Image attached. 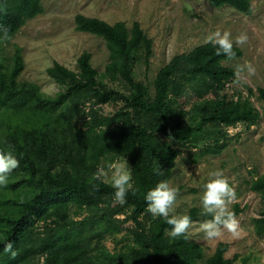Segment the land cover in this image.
<instances>
[{"label":"trees","instance_id":"trees-1","mask_svg":"<svg viewBox=\"0 0 264 264\" xmlns=\"http://www.w3.org/2000/svg\"><path fill=\"white\" fill-rule=\"evenodd\" d=\"M207 1L252 13V0ZM42 12L41 0H0V48ZM74 20L76 31L105 42L103 73L92 67L88 52L78 58L76 71L54 62L46 73L59 90L49 96L35 83L18 81L24 68L20 47L0 59V141L13 145L20 159L0 188V264H233L226 243L205 259L188 234L172 237L171 226L147 211L144 196L159 182L170 183L176 147L203 144L202 155L216 156L227 145L228 128L259 122L251 88L245 86L246 96L227 93L237 72L224 63L241 58L242 51L233 44L236 57L228 59L208 42L175 55L158 70L151 93L134 79L135 64L148 68L153 55L139 23L128 28L83 15ZM257 93L264 103V85ZM105 106L114 108L111 114L102 112ZM120 158L129 161L139 189L129 190L123 205L110 184L95 179L99 167L108 170ZM249 188L263 205L253 226L264 237V174L252 177ZM241 212L233 206L235 215ZM185 214L194 221L199 210ZM8 241L14 258L3 251Z\"/></svg>","mask_w":264,"mask_h":264},{"label":"rangeland","instance_id":"rangeland-1","mask_svg":"<svg viewBox=\"0 0 264 264\" xmlns=\"http://www.w3.org/2000/svg\"><path fill=\"white\" fill-rule=\"evenodd\" d=\"M41 5L43 12L21 27L11 45L0 48V59L10 58L14 45L20 47L24 68L18 81L35 83L49 96L59 90L46 73L54 62L76 71L78 58L88 52L92 67L99 74L108 63L105 42L76 31V15L96 18L109 25L123 22L128 28L134 22L140 24L152 40L153 55L148 68L140 61L135 64L134 79L146 84L151 93L158 70L172 57L208 43V37L216 31L231 33L233 44L242 51V56L224 63L237 72V83L229 84L227 93L230 97L233 93L246 96L245 86L251 88L254 96L250 100L260 120L251 127L238 124L228 128L227 145L216 156L202 155L203 144L197 149L176 147L179 157L170 185L177 189V200L170 215H184L193 207L199 210L187 234L191 241L202 246L205 259L213 254L218 243H226L229 246L226 258L234 260L233 264H264V237L256 236L253 226L263 205L258 194L249 188L252 177L264 174V103L257 98V88L264 85V0L251 1L249 16L229 6L214 8L207 0H41ZM241 34H246L247 40L238 44L235 40ZM113 110L111 106L102 108L104 114ZM125 159L120 158L114 164ZM216 169L223 170L236 192L237 198L228 205V210L233 212V206L238 205L242 212L235 215L236 235L221 228L219 237L207 239L202 228L207 221L201 204L202 186L209 171ZM106 171L109 179L102 180L110 184L112 170ZM106 246L113 248L111 241Z\"/></svg>","mask_w":264,"mask_h":264},{"label":"clouds","instance_id":"clouds-1","mask_svg":"<svg viewBox=\"0 0 264 264\" xmlns=\"http://www.w3.org/2000/svg\"><path fill=\"white\" fill-rule=\"evenodd\" d=\"M7 33L5 32V38ZM247 40L246 34H241L235 40L242 44ZM208 41L216 48V55H224L228 59H234L236 53L233 50V40L230 32L216 31L208 37ZM253 69L249 67V72ZM4 144L0 147V188L6 187L10 174L20 166V159L17 158L15 147L11 144ZM22 158V157H21ZM107 168L112 170L110 176V185L114 189V199L121 205L125 204L129 190L135 194L139 189L134 187L131 167L126 159L119 164H107ZM108 180L109 175L105 167H99L95 173V179ZM201 204L206 214H211L212 219L202 224L207 239L217 238L221 235V228H225L237 234L238 222L235 214L228 210V205L234 201L236 192L230 186L228 178L222 169L209 171L207 182L202 186ZM144 199L147 203V211L154 218H163L171 226L169 229L172 237L184 236L188 238L187 233L192 224V218L187 215H170L174 210L177 200V189L170 185L168 181L159 182L154 188L147 191ZM3 251L10 254L13 258L17 255L12 241L4 244Z\"/></svg>","mask_w":264,"mask_h":264}]
</instances>
